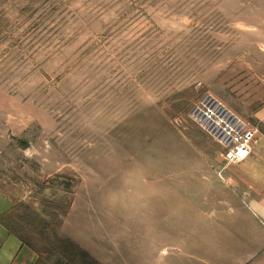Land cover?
Segmentation results:
<instances>
[{"label":"rangeland","instance_id":"374dc122","mask_svg":"<svg viewBox=\"0 0 264 264\" xmlns=\"http://www.w3.org/2000/svg\"><path fill=\"white\" fill-rule=\"evenodd\" d=\"M204 92L256 130L227 166L264 161V0H0L2 223L40 264H205Z\"/></svg>","mask_w":264,"mask_h":264},{"label":"crops","instance_id":"0c3cea01","mask_svg":"<svg viewBox=\"0 0 264 264\" xmlns=\"http://www.w3.org/2000/svg\"><path fill=\"white\" fill-rule=\"evenodd\" d=\"M232 166L223 170L221 195L212 198L209 205L214 215L206 223L219 225L222 239L212 243L211 250L206 246L205 264H264V161L251 159ZM10 207L6 195L0 192V217ZM0 264H40L36 251L11 232L1 218Z\"/></svg>","mask_w":264,"mask_h":264},{"label":"built area","instance_id":"2783aa9c","mask_svg":"<svg viewBox=\"0 0 264 264\" xmlns=\"http://www.w3.org/2000/svg\"><path fill=\"white\" fill-rule=\"evenodd\" d=\"M188 117L222 147L223 168L237 157L249 154L256 130L213 94L202 93Z\"/></svg>","mask_w":264,"mask_h":264}]
</instances>
